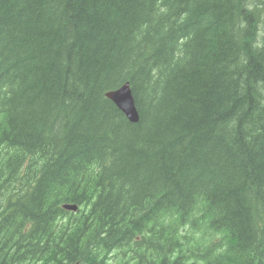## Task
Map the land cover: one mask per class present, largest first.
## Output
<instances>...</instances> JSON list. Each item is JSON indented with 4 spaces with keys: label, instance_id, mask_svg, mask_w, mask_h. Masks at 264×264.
Returning <instances> with one entry per match:
<instances>
[{
    "label": "trees",
    "instance_id": "obj_1",
    "mask_svg": "<svg viewBox=\"0 0 264 264\" xmlns=\"http://www.w3.org/2000/svg\"><path fill=\"white\" fill-rule=\"evenodd\" d=\"M74 263L264 264V0H0V264Z\"/></svg>",
    "mask_w": 264,
    "mask_h": 264
},
{
    "label": "water",
    "instance_id": "obj_2",
    "mask_svg": "<svg viewBox=\"0 0 264 264\" xmlns=\"http://www.w3.org/2000/svg\"><path fill=\"white\" fill-rule=\"evenodd\" d=\"M106 97L112 100L117 108H121L126 112L131 123H135L138 120L135 114L133 98L127 84L115 92L107 93Z\"/></svg>",
    "mask_w": 264,
    "mask_h": 264
},
{
    "label": "bare ground",
    "instance_id": "obj_3",
    "mask_svg": "<svg viewBox=\"0 0 264 264\" xmlns=\"http://www.w3.org/2000/svg\"><path fill=\"white\" fill-rule=\"evenodd\" d=\"M117 109L125 116V118L127 119V121H130L129 120V117L127 116L126 112L123 109H121V108H117ZM135 114L139 118V114H138L137 109L135 110ZM64 209H66V210H68L70 212H76L77 209H78V207L77 206H74V205H67V206H64ZM74 264H76V263H74Z\"/></svg>",
    "mask_w": 264,
    "mask_h": 264
}]
</instances>
